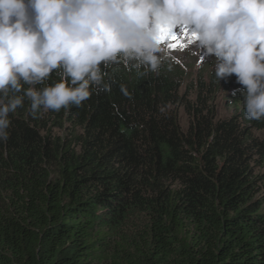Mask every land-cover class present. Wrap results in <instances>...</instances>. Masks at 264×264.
I'll return each instance as SVG.
<instances>
[{
	"label": "trees",
	"instance_id": "16d2710c",
	"mask_svg": "<svg viewBox=\"0 0 264 264\" xmlns=\"http://www.w3.org/2000/svg\"><path fill=\"white\" fill-rule=\"evenodd\" d=\"M142 72L121 58L110 92L10 114L0 264H264V119L245 118L234 75Z\"/></svg>",
	"mask_w": 264,
	"mask_h": 264
},
{
	"label": "clouds",
	"instance_id": "9594fccd",
	"mask_svg": "<svg viewBox=\"0 0 264 264\" xmlns=\"http://www.w3.org/2000/svg\"><path fill=\"white\" fill-rule=\"evenodd\" d=\"M175 28L195 35L218 82L236 77L245 118L264 119V0H0V142L26 99L36 116L110 92L121 58L158 75L169 55L158 39ZM57 69L59 82L37 88Z\"/></svg>",
	"mask_w": 264,
	"mask_h": 264
},
{
	"label": "rangeland",
	"instance_id": "374dc122",
	"mask_svg": "<svg viewBox=\"0 0 264 264\" xmlns=\"http://www.w3.org/2000/svg\"><path fill=\"white\" fill-rule=\"evenodd\" d=\"M25 3H27V0H25ZM28 11L31 15L32 10L29 8ZM178 30L180 29L178 28ZM172 35L179 38V40L175 41L176 43L183 42L186 46L183 48H170L169 44L173 43V41L171 37L166 34L165 37H163L161 46L165 48L169 55L165 58L164 62L169 61L175 64L176 69L181 73L182 77H185L190 83H193L192 85H194L198 79L202 80L205 84L209 83L211 73L214 75V61L208 58L202 60L200 55L203 54H197L196 44L186 40L182 31L179 34H175L173 31ZM160 55L163 56L164 53L162 52ZM216 106L221 116L231 115L232 110L228 105L227 94L223 88H220V92L218 93Z\"/></svg>",
	"mask_w": 264,
	"mask_h": 264
},
{
	"label": "snow or ice",
	"instance_id": "6c2138e0",
	"mask_svg": "<svg viewBox=\"0 0 264 264\" xmlns=\"http://www.w3.org/2000/svg\"><path fill=\"white\" fill-rule=\"evenodd\" d=\"M181 31L183 32L184 38H185L186 40H188L189 42H192V41L195 39V35L192 34V33H189L188 30H187V28H184V29H182ZM166 34H167L168 36H170L171 39H172V41H173V43H170V44H169V47H170V48H177V47H179V48H183V47L186 46L183 42H180V43H176V42H175V41L179 40V38L176 37V36H174V35H172V30H169V31L166 32L163 36H161V37L158 39V43H162V42H163V37H165Z\"/></svg>",
	"mask_w": 264,
	"mask_h": 264
}]
</instances>
